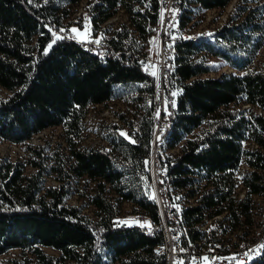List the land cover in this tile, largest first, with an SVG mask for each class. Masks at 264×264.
Returning a JSON list of instances; mask_svg holds the SVG:
<instances>
[{"label": "trees", "instance_id": "obj_1", "mask_svg": "<svg viewBox=\"0 0 264 264\" xmlns=\"http://www.w3.org/2000/svg\"><path fill=\"white\" fill-rule=\"evenodd\" d=\"M78 1L0 0V86L9 91L0 99V139L25 143L43 128L60 125L68 155L63 169L57 154L56 185L42 184L40 157L28 160L33 167L28 174L24 163L0 158V254L20 250L19 257L1 264H162L164 254L156 249L164 239L151 226L160 215L144 165L154 82L137 60L140 40L159 24L161 1L88 0L84 13L98 31L119 9L127 17L128 23H119L105 40L103 56L84 48L72 31L52 35L66 26ZM230 1L179 0L171 22L178 29L187 25L190 4L222 8ZM174 45L175 62L164 83L170 125L160 141L178 150L158 158L155 176H161V166L169 199L185 191L194 201L173 210L176 226L190 243H219L218 229L223 236L240 233L244 239L241 232L254 225L258 209L253 198L264 197V60L261 66L255 63L264 45V0H234L210 33L179 37ZM208 57L234 71L204 76L216 69ZM113 98L132 99L138 111L130 118L117 114L121 124L105 130L108 147L80 146L88 105ZM196 127L199 132L188 136ZM241 163L249 172L239 178ZM70 176L95 181L94 218L64 202ZM240 186L242 199L236 192ZM125 204L131 205L132 216L144 213L150 229L114 223ZM218 216L222 220L211 234L199 237L194 226ZM250 260L243 264H264V247Z\"/></svg>", "mask_w": 264, "mask_h": 264}, {"label": "rangeland", "instance_id": "obj_2", "mask_svg": "<svg viewBox=\"0 0 264 264\" xmlns=\"http://www.w3.org/2000/svg\"><path fill=\"white\" fill-rule=\"evenodd\" d=\"M87 1L88 0H79L77 3L70 7V14L64 21L66 23V26L62 27L66 28L68 31L76 29L75 32H72L73 35H77V37L75 38L79 41H81L79 38L82 37L86 31L85 21L89 17V15L85 16L84 13V6L86 5ZM233 1L234 0H231L222 8H202L198 5L190 4L191 20L182 29H178V27H176L183 35L179 37H192L199 35L200 33H210L213 27L217 26L221 21L225 19V16L231 8ZM161 5V13H163V1H161ZM121 22H124L125 24L128 23L126 15L122 10L119 9L116 11V14L108 20V22H106L105 24L103 23L101 40L105 39L107 41L108 38L112 36L111 34H113L112 30L115 29ZM101 25L102 24H100L99 27ZM175 25L177 26V24ZM154 30L155 28H153L152 32H154ZM161 31L162 21L161 23L159 22L156 31L146 41L142 40L145 45V50H143V52H145L150 57L151 53L155 52L156 36H158ZM83 47L87 48L85 46ZM87 49L91 51L89 48ZM208 59L215 63L216 69L212 72L203 74L204 76L217 75L220 72L234 71V69L223 64L220 60L214 57H208ZM263 60L264 45L258 51L255 58V63L258 66H261L263 64ZM8 94L9 91L0 86V99L5 98ZM147 101L149 103V99L146 100V102ZM143 110L144 109H142L141 111ZM136 111H138L137 105L132 99L123 100L121 98H113L108 99L102 103L89 104L87 107V111L82 119L83 129L79 145L84 148L108 147L107 133H105V130H108V133L111 132L109 131L111 130L109 129V125L114 122L121 124L120 118L117 114L121 112L125 116L130 118V116H133ZM199 130L200 127H196L188 136L196 134L197 132H199ZM159 142L158 149H156L155 154L160 159H163L167 154L175 153L178 150L177 147L167 148L163 145L162 141L159 140ZM248 145L253 146L250 143ZM28 146H32L34 150H29ZM57 154L62 155V168L66 169L68 155L66 150V143L63 138V129L60 125L48 126L46 128H43L39 132L33 134L25 143H12L0 139V158L9 159L12 161H20L24 163L25 174H28L31 170H33V167L27 163L28 160L37 159L39 157L41 158L44 170H42V174L40 177L42 184L44 185L58 184V180L56 179L57 171L55 170V167L57 165ZM237 170L239 178H242L243 175L249 172V168L244 165V163H241ZM64 185L67 188V193L64 196V202L69 205L77 206L80 213L94 218L95 215L93 213V206L90 203V196L94 192L95 181L90 180L86 176H70L66 179ZM236 192L238 193L239 199H241V196L245 194L242 186H240L236 190ZM149 194L155 200V202H157V197L153 196L150 191V187ZM186 197L188 198V196L185 194V191H182L180 195H178V198H174L173 200L176 206H186L194 202L191 198H189L190 200H188ZM253 200L256 203L255 207H257L258 209L255 210L254 217L252 218V223H254V225L246 228L245 230H243V232H241L240 237L246 235L244 239L239 238L240 233L227 232V234L223 236L222 230L219 229L217 230L218 234L216 236L219 237L222 241L233 245L247 239H256V237L258 239L261 230L264 228V197H254ZM122 208V218L131 219L132 215L126 214L129 213L132 209L131 205L125 204ZM222 217L223 216H218L209 222L207 221L208 229L213 231L216 225H218L217 222L222 220ZM44 249L48 252H53V250L48 247H44ZM19 255V249L11 248L6 252L0 254V264L5 262L7 258L19 257ZM113 264L119 263L115 262Z\"/></svg>", "mask_w": 264, "mask_h": 264}, {"label": "built area", "instance_id": "obj_3", "mask_svg": "<svg viewBox=\"0 0 264 264\" xmlns=\"http://www.w3.org/2000/svg\"><path fill=\"white\" fill-rule=\"evenodd\" d=\"M163 1L162 13V31L156 36L155 52L151 53V57H143V49L145 45L141 42L140 55H137L141 68H147L151 73V80L156 81L159 85V99L157 100V109L154 121H151V134L149 152L144 159V165L150 176V191L153 196L157 197V209L160 215L158 223L152 224L160 230V235H167L168 252L163 255L162 264H237L241 259L258 251V245L264 241V237L257 242H245L242 249L238 253H230L223 250V244L212 241V243L192 244L189 241V235L183 231H179L176 226V219L173 213L175 210V202L173 199H167L163 190V175L165 171L161 166V176L157 179L155 176V163L158 156L155 154L158 149V136L167 120V108L169 99L165 92V79L169 74L170 59L169 50L174 47V37L182 35L173 23L172 16L178 6V0H159ZM86 22V31L82 37L81 44L87 48L97 52L103 56L107 43L100 40V32L98 25H93L89 17ZM68 36L66 28H58L52 30V35ZM113 35V34H111ZM72 37H77L76 34ZM155 73V74H153ZM234 175V170H233ZM114 223H127L134 225H145L147 218L145 214L137 215L135 219H119L113 216ZM150 226V227H151ZM149 228V226H145ZM198 231V235L204 237L205 234H211L208 229V222L202 220V226H194Z\"/></svg>", "mask_w": 264, "mask_h": 264}, {"label": "bare ground", "instance_id": "obj_4", "mask_svg": "<svg viewBox=\"0 0 264 264\" xmlns=\"http://www.w3.org/2000/svg\"><path fill=\"white\" fill-rule=\"evenodd\" d=\"M178 2H179V0H178ZM161 9H162V5H161ZM160 9V11H159V22L161 23V21H162V13H161V10ZM175 11H177V8L175 9ZM174 11V12H175ZM173 15H174V13H173ZM90 20V19H89ZM91 22V21H90ZM94 25V24H93ZM100 32V40H101V31H99ZM179 36H183V35H179ZM179 36H176V37H174V41H175V39L176 38H179ZM76 39V38H75ZM77 41H79L78 39H76ZM102 42H104L105 43V39H102L101 40ZM79 42H81V41H79ZM143 43V45H144V42H142ZM86 47V46H85ZM173 48H175V45H174V47ZM173 48L171 49V50H169V59H170V67H169V73H170V69L172 68V66H173V63L175 62L174 60H175V54H174V50H173ZM91 50V49H90ZM143 50H145V49H143ZM91 52H94L93 50H91ZM144 57H150L149 55H145ZM143 69V71L146 73V74H148L149 76H151V73L148 71V69L147 68H142ZM154 82V93H153V99H152V114H151V119H152V121H154V119H155V114H156V109H157V100L159 99V85H158V83L156 82V81H153ZM167 119H169L168 117H167ZM170 125V122H168L167 120H166V122H165V124H164V126H163V128H162V130L160 131V133H159V136H158V142H159V140H162L161 139V135L164 133V131L168 128V126ZM160 143V142H159ZM236 175L238 176V174L236 173ZM239 182H240V180H239ZM163 190H164V194L166 195V197H167V199H169L168 198V195H167V192L168 191H170V185H169V181L166 179V177H164L163 178ZM180 194V193H179ZM170 195V194H169ZM185 197V196H184ZM244 197V195H242L241 196V199ZM156 204H157V202H156ZM175 208H176V204H175ZM131 211H132V209L130 210V212L129 213H126V214H129L130 215V213H131ZM125 214V215H126ZM140 214H142V213H136V214H134L133 216H132V218L131 219H135L136 218V216L137 215H140ZM122 216H123V213L120 215V216H118L117 218H119V219H123L122 218ZM127 217V216H126ZM140 227H143L142 225H139ZM178 228V227H177ZM179 230V229H178ZM180 231V230H179ZM212 231V230H211ZM161 236H163V239H164V243H163V245L161 246V247H158L156 250L158 251V252H160V253H162V254H164V255H166L167 254V252H168V238H167V235H161ZM199 237H201V236H199ZM262 237H264V228L261 230V233H260V235H259V238L257 239V237H256V239H252V240H245V241H241V242H238V243H235V245H233V244H228V243H226V242H224V241H221V242H219V244H223V250H225V251H229L230 253H238L241 249H242V244L243 243H245V242H257L260 238H262ZM202 238H205V235H204V237H202ZM193 244H202V242L201 241H197V242H195V243H193ZM261 245H264V241H262V243L260 244V245H258V251L257 252H255V253H252V254H250V255H248V256H246L245 258H243V259H241L237 264H243V263H247V261H249L251 258H253V257H255V256H257L260 252H261V250H262V247H261ZM251 261V260H250Z\"/></svg>", "mask_w": 264, "mask_h": 264}, {"label": "snow or ice", "instance_id": "obj_5", "mask_svg": "<svg viewBox=\"0 0 264 264\" xmlns=\"http://www.w3.org/2000/svg\"><path fill=\"white\" fill-rule=\"evenodd\" d=\"M73 31L75 32L76 29H73ZM153 74H155V73H153ZM122 135H124V134L122 133ZM142 226H149L150 227V225H148L147 222H145V225H142ZM261 247H264V245H261Z\"/></svg>", "mask_w": 264, "mask_h": 264}, {"label": "water", "instance_id": "obj_6", "mask_svg": "<svg viewBox=\"0 0 264 264\" xmlns=\"http://www.w3.org/2000/svg\"><path fill=\"white\" fill-rule=\"evenodd\" d=\"M226 73H228V72H226Z\"/></svg>", "mask_w": 264, "mask_h": 264}, {"label": "crops", "instance_id": "obj_7", "mask_svg": "<svg viewBox=\"0 0 264 264\" xmlns=\"http://www.w3.org/2000/svg\"><path fill=\"white\" fill-rule=\"evenodd\" d=\"M73 31V30H72Z\"/></svg>", "mask_w": 264, "mask_h": 264}]
</instances>
